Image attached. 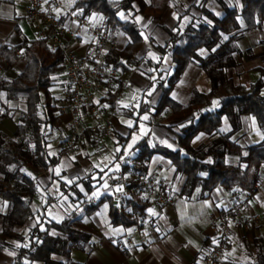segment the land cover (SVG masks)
<instances>
[{
	"label": "crops",
	"instance_id": "crops-1",
	"mask_svg": "<svg viewBox=\"0 0 264 264\" xmlns=\"http://www.w3.org/2000/svg\"><path fill=\"white\" fill-rule=\"evenodd\" d=\"M76 1L62 0L59 24L76 29L75 33L68 37V41L76 52L83 54L91 44L97 46L99 44L85 28L77 27L76 22L71 19L74 12H80L73 7ZM196 1L173 0L162 16H137V23L143 29L145 36L139 56H146L153 61L161 58L160 68L171 73L173 65L171 58L167 55L162 56L157 48L165 45L169 37L167 30L175 27L179 15L184 14L185 11L194 17L200 15V10L194 5ZM238 4L239 0H209L206 7L223 16L225 8H232ZM27 5L28 0H0V46L16 48L24 42L39 37L36 28L27 19ZM131 14L132 12H120L119 18L124 21L129 19ZM85 17L92 24L104 21V18L96 13ZM108 29V43L102 46L105 55L110 49H121L128 42L127 36L121 30ZM237 32L240 33L235 43L238 51L235 55L237 65L230 71V76L235 82L247 85L259 76L255 68L264 66V21L260 28L252 30H246L243 22L240 21ZM21 51L22 49L17 53ZM198 53L205 56L208 51L201 48ZM25 66L26 60L22 56L18 57L12 67H7L6 62L0 58V81L15 78ZM123 73L131 87L137 91V98L144 90H147V93L153 91L154 85L151 86L150 81L142 73L138 71ZM56 77L57 75L52 73L53 83H57L54 81ZM57 84L63 88L61 96L53 95L59 108L65 101V87L60 83ZM209 90L210 80L207 75L196 62H190L172 87L170 97L177 103L185 104L193 91L206 93ZM160 95V90L153 91L150 99L153 105L158 102ZM107 96L108 94L99 101L108 108V103L103 100ZM118 103L117 107L121 113L110 118L112 135L107 140L105 150L96 152L93 143L86 139L67 151L56 142L52 133L47 152L50 157L55 158V163L44 170L27 166L21 168L24 174L36 182V191L30 204L33 217L19 227L17 233L22 232L26 235L28 230L36 225L44 229L47 223H61L69 219L70 228L76 233L75 239H69L65 244L56 242L49 255L50 259L63 264H198L201 251L215 235L213 224L223 217L231 204H236L238 210L234 213L236 221L230 225V240L217 264L255 262L256 246L259 244L264 250V181L260 182L252 195L245 190L238 188L227 190L221 186L211 191H203L201 185L195 187L189 196L183 195L181 191L186 175L178 173L172 161L164 153L165 150L176 149L177 138L182 135L178 121L167 122L163 118L171 110L153 116L151 109L144 115L148 119L141 118L135 125L131 108L136 103L133 105L125 99L118 100ZM217 106L218 103L214 100L213 107ZM8 108L17 111L12 117L5 116L0 119V134L11 136L16 129L18 114L24 109V104L6 100L0 90V114ZM58 117L67 130L71 115L65 113L59 114ZM139 124H143L145 128L140 127ZM235 125L237 127L234 129ZM257 127L254 117L250 115L242 114L236 121L224 115L218 133L212 136L197 135L193 139V146L210 144L218 134H227L230 142L245 148L262 141L263 133ZM133 137H139L134 144ZM143 140L154 150L144 176L151 178L157 189L167 186L168 199L160 202L153 195L137 198V201L144 202V207L140 210L143 237L134 234L132 241L127 243L124 237L131 232L135 221L127 214L129 204L122 196L123 187L117 180L115 168H105L100 162L104 161L106 153L109 152L113 157L111 165L114 166L118 155L126 156L127 162L130 163V158L138 151L137 145ZM130 144L131 148H129ZM239 157L238 152L225 154L226 161L234 165L238 164ZM259 171L264 173V166ZM129 172L126 171V174L128 175ZM73 180L78 181L73 183ZM3 187L5 184L0 182V189ZM229 191L235 196L231 197ZM96 192L100 194L94 196L93 193ZM90 207L93 209L88 211ZM7 211L8 202L0 193V214L4 215ZM122 211L130 219L123 217L122 222L112 221L114 212ZM253 219L256 221L249 225L241 222V220ZM62 233L55 228L49 231L54 239L64 238ZM15 241L20 243L18 239L9 242L14 245ZM12 261V250L0 252V264H11ZM40 263L35 262V264Z\"/></svg>",
	"mask_w": 264,
	"mask_h": 264
},
{
	"label": "trees",
	"instance_id": "trees-1",
	"mask_svg": "<svg viewBox=\"0 0 264 264\" xmlns=\"http://www.w3.org/2000/svg\"><path fill=\"white\" fill-rule=\"evenodd\" d=\"M172 1L77 0L73 7L84 16L92 13L101 15L108 28L119 29L127 36L128 42L123 48L108 51L104 56L106 62L123 72L142 73L150 85H154L153 91H161L155 105L150 101L153 91L150 95L147 90L142 91L139 98L132 102L136 105L131 110L135 125L151 109L153 116L170 109L164 120L178 121L182 135L177 138V148L165 150L164 153L176 171L186 175L181 193L189 196L199 185L203 191H211L217 186L248 191L258 183L259 170L264 166V66L255 68L259 76L247 85L235 82L230 71L237 65L235 43L240 35L237 32L240 21L246 30L260 28L264 21V0H239L237 6L225 8L223 16L207 9L209 0H197L194 5L200 10V15L194 17L188 11L179 15L175 27L167 30L169 37L165 45L157 48L162 56L167 55L172 60L169 73L160 68L161 58L153 61L139 56L145 36L136 17L162 16ZM120 12L132 14L129 19L121 21ZM201 48L208 51L205 56L198 53ZM20 49L22 51L17 53ZM19 56L25 58V68L15 78L0 81V90L6 100L24 104V109L19 111L14 133L11 136L0 134V182L5 184L0 193L8 202L7 213L0 214V252L12 250L11 264H35L36 261L40 264H63L50 259L49 255L56 242L65 244L67 240L75 239L76 233L71 230L69 219L61 223H47L44 229L36 225L26 235L17 233L18 228L33 217L30 204L36 191V182L21 168L27 166L44 170L55 163V158L47 152L50 135L57 130L65 131L58 117V105L49 90L53 84L52 73L62 64L63 54L58 49H51L47 41L40 37L16 48L0 46V58L7 67H12ZM190 62H196L207 75L210 90L206 93L193 91L189 100L180 104L170 97V92ZM119 92L120 88L117 87L103 99L109 108L119 106ZM214 100L218 103L215 108ZM16 111L8 108L0 114V119L12 117ZM242 114L254 117L263 133L260 143L241 148L229 141V135L218 134L210 144L193 146V139L199 134L216 135L224 115L236 121ZM87 140L94 144L89 133ZM137 150L125 169L144 174L154 150L144 140L137 145ZM226 152L240 154L237 165L226 161ZM76 181L73 180V183ZM130 182L137 184L136 181ZM134 205L142 210L144 202L136 200ZM92 209L90 207L88 211ZM112 216V221L120 222L123 217L129 218L124 211L114 212ZM51 228L63 232L64 238H52L49 234ZM10 238L18 239L20 244L11 245ZM256 250L257 260L247 264H264V250L259 244Z\"/></svg>",
	"mask_w": 264,
	"mask_h": 264
},
{
	"label": "built area",
	"instance_id": "built-area-1",
	"mask_svg": "<svg viewBox=\"0 0 264 264\" xmlns=\"http://www.w3.org/2000/svg\"><path fill=\"white\" fill-rule=\"evenodd\" d=\"M62 0H28L27 19L36 28L38 36L44 38L51 49H58L63 54L62 64L53 72L57 75L54 81L65 87V101L59 106L58 113L71 115L67 130H57L54 138L62 148L72 150L76 144L87 139L94 142L96 152L106 149L107 140L112 135L110 118L121 113L118 107L107 108L99 99L113 92L117 87L120 92L117 101L125 99L134 102L137 91L131 87L124 76L123 71L111 63L105 61L102 46L108 43L109 29L105 21L92 24L81 12H74L71 19L77 27L85 28L99 44H91L83 54H79L71 46L68 37L73 35L76 29L66 28L59 24V10ZM87 132V133H86ZM121 169L116 172L117 180L123 187L122 196L128 200V216L135 221L131 232L124 237L125 242L132 241V235L143 237L141 232V212L134 205L139 196H155L160 202L166 201L168 188L163 186L157 189L151 178H146L143 173L131 171L126 174L127 160H119ZM259 181L248 190L252 195L260 182L264 181V173H258ZM137 184H131L130 181ZM234 197V193L229 191ZM238 205L231 204L230 209L223 217L213 224L215 235L209 240L201 251L198 264H217L221 258L226 244L230 240V225L236 221L234 213ZM256 221L241 220L244 225Z\"/></svg>",
	"mask_w": 264,
	"mask_h": 264
},
{
	"label": "rangeland",
	"instance_id": "rangeland-1",
	"mask_svg": "<svg viewBox=\"0 0 264 264\" xmlns=\"http://www.w3.org/2000/svg\"><path fill=\"white\" fill-rule=\"evenodd\" d=\"M49 90H50L51 94L52 95H55L56 97H59V96H61L63 94V88H62V86L59 85V84H57V83H53L50 86ZM262 92L264 93V87L262 89ZM139 126L142 127V128H145L143 124H141V125L139 124ZM118 156H119L118 157V160L116 159V162L114 163V166L111 165V162L113 160L112 159L113 157L110 155L109 152L106 153V157H105L104 161L103 162L101 161L100 163H102V166L105 167V168H108V169H110V168L111 169H114L115 168V172H117L118 170L121 169V165L119 163V160H125L126 159V156H124V155H118ZM91 159L93 161V157ZM94 161H95V159H94ZM13 240L14 239L11 238L9 241L10 242H13ZM13 244H14L13 246H18L20 243L15 241V243H13Z\"/></svg>",
	"mask_w": 264,
	"mask_h": 264
},
{
	"label": "snow or ice",
	"instance_id": "snow-or-ice-1",
	"mask_svg": "<svg viewBox=\"0 0 264 264\" xmlns=\"http://www.w3.org/2000/svg\"><path fill=\"white\" fill-rule=\"evenodd\" d=\"M121 15H123V14L121 13ZM225 39H227V37H225ZM149 95H150V93H149ZM125 106H127V105H125ZM105 107H107V105H105ZM142 119L147 120L148 117L147 116H144V117H142ZM128 123H129V126H131V122L129 121ZM138 138L139 137H133V142L132 143L134 144ZM197 139H199V137H197ZM131 147H132V145L130 144L129 145V148H131ZM57 174H59V171L58 170H57ZM105 187H107V184H105ZM99 194H100L99 192L93 193L94 196H98ZM149 211H151V210H149Z\"/></svg>",
	"mask_w": 264,
	"mask_h": 264
}]
</instances>
